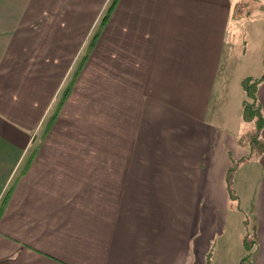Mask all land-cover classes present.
Listing matches in <instances>:
<instances>
[{
	"label": "crops",
	"instance_id": "obj_1",
	"mask_svg": "<svg viewBox=\"0 0 264 264\" xmlns=\"http://www.w3.org/2000/svg\"><path fill=\"white\" fill-rule=\"evenodd\" d=\"M112 1L0 0V264H264L262 38L240 0Z\"/></svg>",
	"mask_w": 264,
	"mask_h": 264
},
{
	"label": "rangeland",
	"instance_id": "obj_2",
	"mask_svg": "<svg viewBox=\"0 0 264 264\" xmlns=\"http://www.w3.org/2000/svg\"><path fill=\"white\" fill-rule=\"evenodd\" d=\"M239 3V1H238ZM243 6V10L239 11L238 13L234 12L232 14L233 18H232V22L231 24H237V26L239 25L238 19H242L240 20V23L242 24L241 28L245 29L246 33L248 34L247 36H249L250 34V39L254 42L255 41V45H257V42L259 40V37L262 38V45L261 48L264 45L263 42V36H264V0H240V5L239 6ZM254 78V77H253ZM255 131H252V133H249V129H246L245 134L243 135L242 139V143H246L249 142L250 139L253 138ZM256 144V143H255ZM255 152L251 153L253 156L258 155L259 152V143H257V145H255ZM245 158H243L244 160ZM239 162H242V158L241 159H234L232 164L237 165ZM229 182H230V177H229Z\"/></svg>",
	"mask_w": 264,
	"mask_h": 264
},
{
	"label": "trees",
	"instance_id": "obj_3",
	"mask_svg": "<svg viewBox=\"0 0 264 264\" xmlns=\"http://www.w3.org/2000/svg\"><path fill=\"white\" fill-rule=\"evenodd\" d=\"M113 1L115 2V0H113ZM111 3L109 4V7H110ZM107 12H108V10H107ZM107 12L103 16L100 25H102L103 21L106 19ZM95 37H96V34H93L92 38H95ZM90 44H92V40H91ZM85 60H86V56H84L81 59V61L77 64V66L73 70V74L71 75L69 83L67 84V86L65 87V89L63 90V92L61 94L60 102H62L65 99V97L68 95V93L71 89V86H72L74 80L76 79V77L79 73V70L82 67V65L84 64ZM263 66H264V55H263ZM263 78H264V72L261 75V77H259V78L258 77H256V78L245 77L242 80V87H243L244 92H245V99L243 102V116L246 120H250L252 118H255L256 123H257V129H260L264 125V118L260 112V109H259V106L257 103V99H256V86ZM259 147H260V145H259ZM263 148H264V144L262 145V149ZM247 243H248L247 251H246L245 256L241 259L240 264H249V260L251 257V252H250L251 251V243L250 242H247Z\"/></svg>",
	"mask_w": 264,
	"mask_h": 264
}]
</instances>
